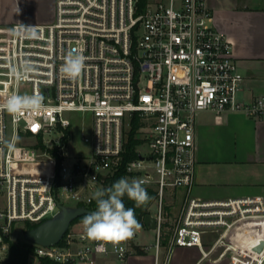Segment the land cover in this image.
I'll list each match as a JSON object with an SVG mask.
<instances>
[{
	"label": "built area",
	"instance_id": "1",
	"mask_svg": "<svg viewBox=\"0 0 264 264\" xmlns=\"http://www.w3.org/2000/svg\"><path fill=\"white\" fill-rule=\"evenodd\" d=\"M55 8L50 24L0 29V105L13 93L44 96L39 112L0 110V264L27 225L55 217L60 205L94 210L93 193L121 178L156 191L148 207L152 215L158 204L156 264L165 202L180 191L183 209L163 264L178 248H198L212 264H264V199L191 194L200 113L264 119V95L239 99L244 77L207 0H55ZM70 51L85 57L75 80L61 72ZM24 59L36 71L16 80L11 69ZM79 129L90 150L75 154ZM138 231L100 251L81 220L53 246L32 243L28 264H130L151 248L137 244Z\"/></svg>",
	"mask_w": 264,
	"mask_h": 264
},
{
	"label": "crops",
	"instance_id": "2",
	"mask_svg": "<svg viewBox=\"0 0 264 264\" xmlns=\"http://www.w3.org/2000/svg\"><path fill=\"white\" fill-rule=\"evenodd\" d=\"M207 2L216 27L233 44L244 77L239 99L249 102L264 95V0ZM55 15V0H0L2 30L17 23L50 24ZM195 142L193 196L209 201L264 199V119L242 113L202 112L196 122ZM155 255L151 259L147 251L139 249L130 264H156Z\"/></svg>",
	"mask_w": 264,
	"mask_h": 264
},
{
	"label": "clouds",
	"instance_id": "3",
	"mask_svg": "<svg viewBox=\"0 0 264 264\" xmlns=\"http://www.w3.org/2000/svg\"><path fill=\"white\" fill-rule=\"evenodd\" d=\"M28 38L35 35L29 29L24 33ZM85 66V57L75 51L67 54L61 67L62 74L70 80L77 79ZM36 71V66L30 59H24L19 69L13 67L11 75L16 80H23L25 76ZM264 105V102H262ZM44 107V96L41 94H17L7 96L5 102L0 105V110L7 111L10 115L18 116L24 112H39ZM145 181L139 179L121 178L109 188H98L93 193L96 202V211L85 214L82 223L86 237L90 241L98 242L100 251H107L106 245L113 247L132 238L142 225L136 218L135 210L126 207L122 198L135 202V207L145 206L150 201L143 184Z\"/></svg>",
	"mask_w": 264,
	"mask_h": 264
},
{
	"label": "rangeland",
	"instance_id": "4",
	"mask_svg": "<svg viewBox=\"0 0 264 264\" xmlns=\"http://www.w3.org/2000/svg\"><path fill=\"white\" fill-rule=\"evenodd\" d=\"M85 132H86V134H90L89 124L86 125ZM79 134H80V129L77 131V135H76L75 143L72 147V151L75 154L87 153L90 150L89 146L82 143V141L80 140ZM183 201H184V195L182 193H179L176 197H173L172 194H169L167 197V200L165 202V211L168 208H170L171 214H172L170 216V218H167V221L171 225V227H170L171 233L174 230L175 226H173V225H175L176 219L178 220L179 216L182 213ZM68 205L75 206V203H69ZM169 206H171V207H169ZM157 211H158V204L155 202L150 208V213L152 215L156 216ZM171 233L168 237L169 239H170ZM19 237H20V239L27 241L25 239L24 232L19 233ZM168 238L166 237L165 239H168ZM169 239L166 241L167 244L162 247L161 263L160 264H163V261L166 258L167 245H168ZM136 242L138 245H141V246L142 245L143 246H151L150 250L147 251V253L151 259L154 258V255L156 252L155 245L157 242L155 230H151L149 228L142 226V228H140L138 231V237L136 239ZM213 257H215V256L212 255L211 258H213ZM200 258H202V254L198 249H195V248L194 249L178 248L175 250V252L173 254L172 264H195L196 261H198ZM200 264H212V263L208 259H203L200 262Z\"/></svg>",
	"mask_w": 264,
	"mask_h": 264
},
{
	"label": "water",
	"instance_id": "5",
	"mask_svg": "<svg viewBox=\"0 0 264 264\" xmlns=\"http://www.w3.org/2000/svg\"><path fill=\"white\" fill-rule=\"evenodd\" d=\"M59 207L61 211L58 215L44 221L25 233V239L28 242L42 246H53L60 242L75 219L96 211V209L91 210L85 207L73 208L63 205ZM144 222L147 228L156 230L157 220L154 216L150 214L146 215Z\"/></svg>",
	"mask_w": 264,
	"mask_h": 264
},
{
	"label": "trees",
	"instance_id": "6",
	"mask_svg": "<svg viewBox=\"0 0 264 264\" xmlns=\"http://www.w3.org/2000/svg\"><path fill=\"white\" fill-rule=\"evenodd\" d=\"M146 1L147 0H142V3L144 4ZM145 188H146L149 196L151 197L150 201L145 206H142L140 208H136L135 202L129 200L126 195L122 198L126 207L134 208L137 220L144 227H145V223H144L145 216L149 214L148 207L150 206V204L152 203V201L154 200L155 195H156V191L154 188H149V187L148 188L145 187ZM169 207H171V206H169ZM171 215H172L171 210H170V208H168L166 210V217L170 218ZM84 216H81V217L75 219L73 221V223L83 220ZM36 226L37 225H27L26 229L31 230V229L35 228ZM164 227L166 229L164 230L162 243H163V245H166L167 244L166 241L169 239L168 237L171 233V228H170L171 225L167 221V223H165ZM166 237L168 239H165ZM33 249H34V245L28 241H25V240H19L18 242L13 243L11 245L10 259L8 260L7 264H28V259H29L30 254L33 252Z\"/></svg>",
	"mask_w": 264,
	"mask_h": 264
}]
</instances>
